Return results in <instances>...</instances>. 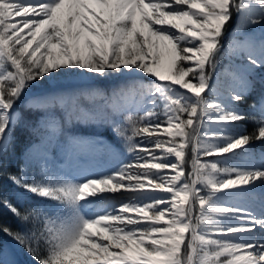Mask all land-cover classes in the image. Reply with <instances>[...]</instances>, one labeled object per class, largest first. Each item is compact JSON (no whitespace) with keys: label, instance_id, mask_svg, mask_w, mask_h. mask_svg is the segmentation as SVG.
<instances>
[{"label":"snow or ice","instance_id":"6c2138e0","mask_svg":"<svg viewBox=\"0 0 264 264\" xmlns=\"http://www.w3.org/2000/svg\"><path fill=\"white\" fill-rule=\"evenodd\" d=\"M253 142L264 0H0V233L32 264H264Z\"/></svg>","mask_w":264,"mask_h":264},{"label":"rangeland","instance_id":"374dc122","mask_svg":"<svg viewBox=\"0 0 264 264\" xmlns=\"http://www.w3.org/2000/svg\"><path fill=\"white\" fill-rule=\"evenodd\" d=\"M249 131H251V125L248 126ZM103 135L107 136L109 139H112L111 133L106 131L103 133ZM122 151L126 153V149L123 147L122 144L118 145ZM252 148L256 150L264 149V146H262L259 142H253ZM258 156V152H257ZM212 159V158H210ZM2 249L5 253L6 259H11L15 262V264H32L31 258L20 248H18L9 238H5V241L3 242Z\"/></svg>","mask_w":264,"mask_h":264},{"label":"trees","instance_id":"16d2710c","mask_svg":"<svg viewBox=\"0 0 264 264\" xmlns=\"http://www.w3.org/2000/svg\"><path fill=\"white\" fill-rule=\"evenodd\" d=\"M21 139H23V137H21ZM0 222L10 224L13 228L16 227L15 220L12 218L10 214L6 212L0 211ZM5 238H8V237L0 233V248H2Z\"/></svg>","mask_w":264,"mask_h":264},{"label":"bare ground","instance_id":"6f19581e","mask_svg":"<svg viewBox=\"0 0 264 264\" xmlns=\"http://www.w3.org/2000/svg\"><path fill=\"white\" fill-rule=\"evenodd\" d=\"M113 195L116 201H125L127 198L131 197L133 193H117Z\"/></svg>","mask_w":264,"mask_h":264}]
</instances>
